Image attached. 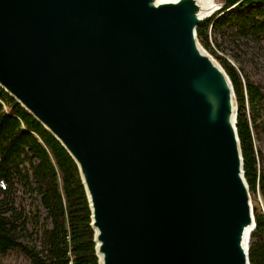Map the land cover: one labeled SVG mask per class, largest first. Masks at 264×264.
<instances>
[{
  "label": "water",
  "instance_id": "obj_1",
  "mask_svg": "<svg viewBox=\"0 0 264 264\" xmlns=\"http://www.w3.org/2000/svg\"><path fill=\"white\" fill-rule=\"evenodd\" d=\"M220 0H0V87L76 163L98 264H251L256 206Z\"/></svg>",
  "mask_w": 264,
  "mask_h": 264
},
{
  "label": "trees",
  "instance_id": "obj_2",
  "mask_svg": "<svg viewBox=\"0 0 264 264\" xmlns=\"http://www.w3.org/2000/svg\"><path fill=\"white\" fill-rule=\"evenodd\" d=\"M220 1L223 9L198 28V36L233 80L246 178L253 194L258 188L264 193V169L259 165L263 155L257 150L253 131L264 128V90L238 66L218 55L212 41L219 48L225 41L239 38L264 43V0ZM20 194L38 197L40 206L34 209L33 205L32 211L21 207ZM255 214L250 262L264 264V214L257 209ZM90 216L72 157L0 87V264H15L7 261L13 255L27 264H98Z\"/></svg>",
  "mask_w": 264,
  "mask_h": 264
},
{
  "label": "rangeland",
  "instance_id": "obj_3",
  "mask_svg": "<svg viewBox=\"0 0 264 264\" xmlns=\"http://www.w3.org/2000/svg\"><path fill=\"white\" fill-rule=\"evenodd\" d=\"M215 45V50L218 55L227 58L234 65L238 66L240 70L250 76L257 85H259L264 90V43L263 42H253L248 39H235L231 42L225 41L223 48H219L216 45L215 40H212ZM220 41H223L220 39ZM215 57L217 55L213 54ZM235 56L238 58L236 59ZM218 58V57H217ZM218 60H220L218 58ZM221 61V60H220ZM248 108L249 105H248ZM262 116L264 121V104L262 109ZM262 119V117H261ZM254 131V137L256 142V147L260 155V168L264 169V128L262 130ZM252 198L256 209L264 214V193L261 188H258L257 193H252ZM18 205L25 207L27 210H33V205L40 206V200L37 197H31L29 195L20 194L18 199ZM41 220L44 217V211L41 209ZM31 230L33 227L31 226ZM8 262L15 264H27L23 258H17L15 255L10 256L7 259Z\"/></svg>",
  "mask_w": 264,
  "mask_h": 264
},
{
  "label": "bare ground",
  "instance_id": "obj_4",
  "mask_svg": "<svg viewBox=\"0 0 264 264\" xmlns=\"http://www.w3.org/2000/svg\"><path fill=\"white\" fill-rule=\"evenodd\" d=\"M160 1H166V0H160Z\"/></svg>",
  "mask_w": 264,
  "mask_h": 264
}]
</instances>
